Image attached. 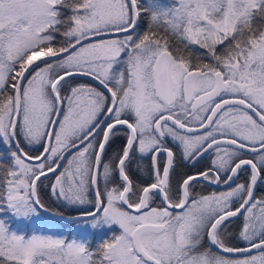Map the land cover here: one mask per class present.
<instances>
[{"label": "snow or ice", "instance_id": "6c2138e0", "mask_svg": "<svg viewBox=\"0 0 264 264\" xmlns=\"http://www.w3.org/2000/svg\"><path fill=\"white\" fill-rule=\"evenodd\" d=\"M0 144V210L48 212L41 186L91 206L0 221V264H264V0H0Z\"/></svg>", "mask_w": 264, "mask_h": 264}, {"label": "flooded vegetation", "instance_id": "af4514ba", "mask_svg": "<svg viewBox=\"0 0 264 264\" xmlns=\"http://www.w3.org/2000/svg\"><path fill=\"white\" fill-rule=\"evenodd\" d=\"M145 27V25L142 23V28ZM197 51H202L197 49ZM82 79H87V78H82ZM89 83H91L93 86H96L95 83L93 81H90L89 79H87ZM118 127H123V126H118ZM125 142V137L123 136V134L121 133L120 135H118L117 137H115L112 142H111V147L109 148L108 152L109 155H111L113 152H115L116 150H118L120 148V146ZM150 166V161L145 160L143 162L140 161H133L130 165H129V175L132 178V180L134 181V183L136 184H147L149 181V175H148V168ZM188 171L187 168H182L179 163L177 165V172L178 173H182V172H186ZM243 178V177H242ZM120 183L119 181V177L118 175L114 176L112 178V180L109 182V187L118 185ZM104 187V183L103 181H101V190H103ZM201 189L199 187H197L195 189V191L199 192ZM207 191V190H205ZM255 194L257 197H261L264 196V184H258L256 189H255ZM91 195V194H90ZM94 198V196H93ZM51 202V205L53 207L56 206H62L59 205L57 201H55L54 199H49ZM65 208V210L68 211V215L66 216H72V215H78L81 214L82 211L86 210L87 208L91 207L90 205H85V206H76V207H68V206H62ZM121 207H123L121 205ZM124 208V207H123ZM128 211V210H127ZM131 212V211H129ZM63 216V215H62ZM91 219V218H90ZM82 223H87V221L84 220H77L75 222H71V223H66V227L70 228L71 226L77 225V224H82ZM233 228V230L236 229L237 225H232L231 226ZM87 235V234H86Z\"/></svg>", "mask_w": 264, "mask_h": 264}, {"label": "rangeland", "instance_id": "374dc122", "mask_svg": "<svg viewBox=\"0 0 264 264\" xmlns=\"http://www.w3.org/2000/svg\"><path fill=\"white\" fill-rule=\"evenodd\" d=\"M0 147L3 148V149H6V147H4L2 144H0ZM8 158L10 160L9 156H8ZM49 197H50V199H54L50 195H49ZM58 204L64 206V204L62 202H58ZM46 208L51 213H54V214H57V215H61L60 212H58L55 209H52V208H49V207H46ZM10 215H11L12 220L14 221V225H16L17 227H21V228L23 227L22 231L24 233L23 232L22 233H18L17 231H15V229H11L10 230L12 232H15L16 234H31L33 229L41 228L42 224L47 223L48 220L51 219V218L42 216L41 214L39 216H34V217L29 218V219L17 218L15 216H13L11 214V212H10ZM0 221H2L1 220V216H0ZM36 226H38V227H36ZM30 227H32V229ZM112 228H115V235H119L120 234L121 229L115 224H112V225L109 226V225H104L103 223H101L95 228L92 227L88 222L87 223H82V224H77V225L71 226L70 228L62 226L63 232L67 234V236H68V238L70 240L71 239H75L76 241H78L80 243H83V240H84L83 237L86 234L93 233L94 235L97 236V235H101V234L107 233Z\"/></svg>", "mask_w": 264, "mask_h": 264}, {"label": "trees", "instance_id": "16d2710c", "mask_svg": "<svg viewBox=\"0 0 264 264\" xmlns=\"http://www.w3.org/2000/svg\"><path fill=\"white\" fill-rule=\"evenodd\" d=\"M65 13L67 14V10H65ZM82 79V78H80ZM84 80V79H82ZM9 158L7 156V149H3L0 147V162H2L3 164L7 165L9 163ZM40 194H41V198L45 204L46 207L52 208L57 210L58 212H60L61 215L66 216L68 215V211L65 210L64 207L62 206H56L53 207L51 205L50 202V197H49V193L48 190L46 188H44L43 186H41L40 188ZM0 216H1V220L3 222H5V224L7 225V227L9 228V230L11 229H15V231H17L18 233H22V229L23 227H17L16 225H14V221L11 218L10 212L7 211L6 209L4 210H0ZM63 227H66V223H62ZM38 227V226H36ZM32 229V227H30ZM24 233V232H23ZM113 235H115V228H112L111 230H109L107 233L105 234H101V235H94L93 233L91 234H87L84 235V240H83V244H85L86 246L95 248L97 245L102 244L104 241L108 240L110 237H112Z\"/></svg>", "mask_w": 264, "mask_h": 264}, {"label": "water", "instance_id": "95a60500", "mask_svg": "<svg viewBox=\"0 0 264 264\" xmlns=\"http://www.w3.org/2000/svg\"><path fill=\"white\" fill-rule=\"evenodd\" d=\"M87 79H89V78H87ZM90 80V79H89ZM95 83V82H94ZM126 210H128V211H133L132 209H128L127 208V206H125V205H122ZM41 215L42 216H45V217H48V218H50V217H53V218H55V219H57V220H59L61 217H63V218H67V217H77V216H79L80 214H78V215H72V216H62V215H57V214H54V213H51V212H42L41 213ZM75 221H77V220H71V221H69V220H64V221H62V223H71V222H75Z\"/></svg>", "mask_w": 264, "mask_h": 264}]
</instances>
